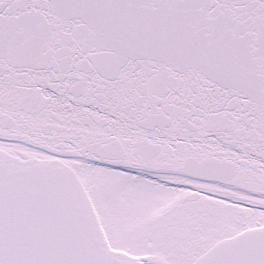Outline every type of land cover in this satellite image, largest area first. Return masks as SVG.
<instances>
[{
  "label": "snow or ice",
  "instance_id": "snow-or-ice-1",
  "mask_svg": "<svg viewBox=\"0 0 264 264\" xmlns=\"http://www.w3.org/2000/svg\"><path fill=\"white\" fill-rule=\"evenodd\" d=\"M0 264H264V0H0Z\"/></svg>",
  "mask_w": 264,
  "mask_h": 264
}]
</instances>
